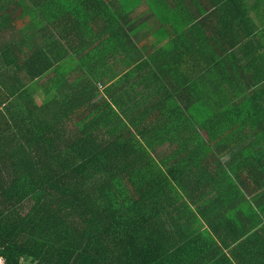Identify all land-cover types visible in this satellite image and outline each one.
<instances>
[{"label":"trees","instance_id":"16d2710c","mask_svg":"<svg viewBox=\"0 0 264 264\" xmlns=\"http://www.w3.org/2000/svg\"><path fill=\"white\" fill-rule=\"evenodd\" d=\"M141 5L0 0L7 264H264L263 115L165 78Z\"/></svg>","mask_w":264,"mask_h":264},{"label":"crops","instance_id":"0c3cea01","mask_svg":"<svg viewBox=\"0 0 264 264\" xmlns=\"http://www.w3.org/2000/svg\"><path fill=\"white\" fill-rule=\"evenodd\" d=\"M137 1L142 4L135 10V16L141 15L137 24L146 22L139 28L152 36L147 47L154 51L170 48L166 62L184 67L165 64L164 77L172 82L186 79L188 61L204 63L195 79L204 78L206 68L207 79L221 80L240 103L261 111L263 118L258 121L264 129V102H256L264 91V0ZM177 48L181 53L174 50ZM197 48L202 51L195 53ZM156 53L160 57L158 50ZM257 140L264 146V133ZM260 149L264 154V148Z\"/></svg>","mask_w":264,"mask_h":264},{"label":"built area","instance_id":"2783aa9c","mask_svg":"<svg viewBox=\"0 0 264 264\" xmlns=\"http://www.w3.org/2000/svg\"><path fill=\"white\" fill-rule=\"evenodd\" d=\"M0 264H7L6 258L0 255Z\"/></svg>","mask_w":264,"mask_h":264},{"label":"rangeland","instance_id":"374dc122","mask_svg":"<svg viewBox=\"0 0 264 264\" xmlns=\"http://www.w3.org/2000/svg\"><path fill=\"white\" fill-rule=\"evenodd\" d=\"M40 96H42V95H40Z\"/></svg>","mask_w":264,"mask_h":264}]
</instances>
